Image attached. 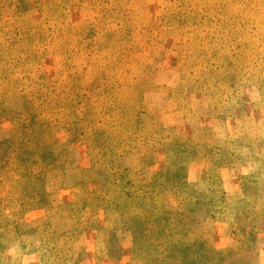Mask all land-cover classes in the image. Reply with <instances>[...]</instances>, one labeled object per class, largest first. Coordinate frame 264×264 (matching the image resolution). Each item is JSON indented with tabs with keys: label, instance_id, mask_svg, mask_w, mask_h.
I'll return each instance as SVG.
<instances>
[{
	"label": "rangeland",
	"instance_id": "374dc122",
	"mask_svg": "<svg viewBox=\"0 0 264 264\" xmlns=\"http://www.w3.org/2000/svg\"><path fill=\"white\" fill-rule=\"evenodd\" d=\"M47 1L0 0V264H246L264 253V0H166L170 18L204 1L225 13L182 25L158 21L163 0ZM47 13L95 26L73 81L56 53L36 65L22 42L8 49L12 29ZM67 82V107L34 100L29 111L76 123L52 132L59 161L42 162L35 142L25 160L8 142L22 136V85L60 98ZM218 233L223 247L211 248Z\"/></svg>",
	"mask_w": 264,
	"mask_h": 264
},
{
	"label": "trees",
	"instance_id": "16d2710c",
	"mask_svg": "<svg viewBox=\"0 0 264 264\" xmlns=\"http://www.w3.org/2000/svg\"><path fill=\"white\" fill-rule=\"evenodd\" d=\"M95 4L98 6L103 4L104 2H108V0H95ZM206 1V0H205ZM202 7L199 5H195V8L188 7L183 8L182 5H179L176 8V11L172 10L171 18L169 17L170 8L166 0H163L160 3L161 15L159 18V22H165L166 24H176L182 25L189 17H198L201 16L203 13H209L212 15L213 13L217 16H225V13L213 10L212 3H205ZM50 0L47 1V5H49ZM166 3V4H165ZM219 10L222 8L221 4L218 3L216 5ZM29 6L25 5L22 2V12L27 10ZM124 10V9H123ZM50 11V10H49ZM122 11V10H119ZM188 14L186 17L185 15ZM185 18V19H183ZM169 20V21H167ZM155 24V23H153ZM94 28L95 26L93 23L88 22H81L77 24L73 23H66V18H54L48 16V13L45 17L42 18L39 25L35 29H23L22 32L20 29L14 28L12 29L13 35L10 38L9 47L8 49L15 48L16 42H22L21 49L19 48L20 53L24 58V62L28 64H36L39 65L40 61V52L44 50H49L53 53H56L61 60V65H63L66 70H68V77L65 81H73V74L74 68L70 65L73 61L74 56H77L80 59L86 58L85 52L89 49L88 42L93 38L94 35ZM19 38L17 39V37ZM17 48V47H16ZM74 48H76L77 53L74 52ZM2 49V48H0ZM83 50V51H82ZM86 50V51H85ZM81 52V54H79ZM86 60V59H84ZM88 65L91 64L89 58L87 59ZM86 70V68L84 69ZM160 71V70H159ZM40 81H47L44 77L43 73L41 76L38 77ZM48 85V84H45ZM69 82L65 84L64 91L62 93V97H53L51 93H43L40 92H32L28 91L27 89L23 88L22 85V121L19 123L20 129H22V136H19L18 131H14V139L10 142H18L16 141L19 139L20 143L22 142V147L25 149L24 151V158L30 159L28 157L30 155L31 146H33V142L36 143V147H38V158L45 163H54L59 161L58 157L55 156L53 149L54 143L52 142V132L59 127L60 123L63 122L64 125L74 124L69 123V121H61V119H49L44 117L39 112H29L33 107L34 100H42L43 103H49L50 106L53 105L58 106L62 105V107H67L68 102L71 97L72 89L69 86ZM44 88L45 86H41ZM32 92V93H31ZM34 94V95H33ZM76 125V123L74 124ZM98 131H96V136L99 137ZM20 137V138H19Z\"/></svg>",
	"mask_w": 264,
	"mask_h": 264
},
{
	"label": "crops",
	"instance_id": "0c3cea01",
	"mask_svg": "<svg viewBox=\"0 0 264 264\" xmlns=\"http://www.w3.org/2000/svg\"><path fill=\"white\" fill-rule=\"evenodd\" d=\"M110 228V227H109ZM87 233V232H86ZM223 234H214V235H212L211 237H210V243H211V248H215V249H220V248H222L223 247V245H221V244H223V242L225 241V237L224 236H222ZM94 240V239H93ZM227 241L228 242H230V240L229 239H227ZM94 242V241H93ZM225 244V243H224ZM128 247V248H130L131 250H132V248H133V244H132V242L130 241H128V242H126V243H124L123 244V247ZM104 258L105 257H107V256H103ZM103 257L102 256H97L96 257V262H100V261H102L103 260ZM86 262L88 263V264H96L95 263V261H90V259L88 258L87 260H86ZM90 262H92V263H90ZM245 263L246 264H264V253H262V252H259V253H257V254H254V255H250L249 257H248V259H246V261H245Z\"/></svg>",
	"mask_w": 264,
	"mask_h": 264
}]
</instances>
